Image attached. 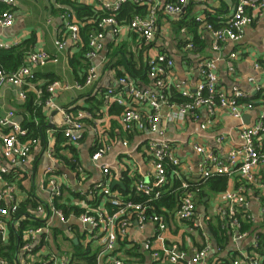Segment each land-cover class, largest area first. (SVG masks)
<instances>
[{
  "label": "crops",
  "instance_id": "obj_1",
  "mask_svg": "<svg viewBox=\"0 0 264 264\" xmlns=\"http://www.w3.org/2000/svg\"><path fill=\"white\" fill-rule=\"evenodd\" d=\"M15 1L16 5L12 9L14 22L9 27L0 26V39L21 43L23 40L33 38L34 43L31 45L30 51L44 49L58 58L57 62H47L33 68L37 78L35 81H30L27 90L36 93L38 96L40 86L45 81L56 79L69 84L77 81L79 71L78 73L74 72L68 63L69 57L75 52V49L74 45L69 42L63 13L58 11L62 5L56 0ZM164 1L158 0L160 4ZM125 2L134 3L129 0ZM189 4L192 5L190 14L195 20L197 16L205 17V9L214 11L218 19L225 20L233 12L235 0H189L185 8ZM182 17L183 13L178 17H172L168 14L164 16L159 11L154 39L150 42H145L137 33L125 27V24H122L124 27L117 36L113 35L111 27L107 26L104 32L102 51L95 59H90L91 62L98 64L100 70V78L96 84L82 90H65L54 97L57 106L66 109L64 107L67 105V108L73 112H71L72 114H80L83 130L79 142L75 145H69L58 141L60 145L56 149L57 138L54 134V128L63 126V117L61 112L50 109L47 112L49 125L45 133L46 142L36 144L32 148L26 164L11 167L5 176L13 182L14 194L18 204L29 194L36 196L41 203L48 200L45 169L54 163L45 152L44 147L47 142L51 143L55 155L58 157L71 158L70 156L76 153L83 172L79 173L76 169L69 168L63 161H57L55 169L62 176L58 179L63 185L59 201L70 208L65 214L61 207H55L62 211L66 221L60 220L56 215L48 216L46 219L48 223H41L42 232L31 241V250L25 252L21 248L22 239H17L13 261H8L2 257L7 264H21L22 258L48 260L51 256L52 258L66 257L73 264H94L95 261L91 263L89 260H96L95 255L99 246L97 241L87 240L90 239V236L86 235L88 226L79 220V216L84 210L81 203L93 204L91 206L111 212L113 208L109 206L105 196L97 193L92 196L90 193L94 185L106 182L119 198L124 201L136 202L127 198L122 191L128 193V196L132 190L137 193L134 188L135 179L146 181L152 179L153 169L147 158L148 153L145 145L148 141L156 138V134L148 130L126 131L119 121L121 111L118 113L112 111L111 105L100 104L99 108L95 105L96 102H101H99L98 93L93 92V89L116 86L117 83L116 71L109 68L107 63L109 58L107 52L109 49L112 51V44H124L134 53L142 50L140 54L144 61L156 53L169 56L173 60V66L169 72L170 80L168 83L170 81L181 82L189 89H193L200 80L197 71L198 62L207 57H218L219 85L226 90L237 85L243 91L250 93V100L255 102L253 109L243 112L242 123L251 125L262 119L264 103L259 98V93L254 90L255 83L260 82L262 77L260 72L255 69L254 63L261 61L264 54V17L245 27L238 41H226L219 51L212 50L211 34L201 25L195 32L188 31L185 26L174 31L173 22ZM56 37L66 41L64 49L60 52L54 45ZM195 37L197 47L184 49L186 42H192ZM197 38L199 43H197ZM234 50H238L239 56L232 63L235 72L230 73L228 55ZM139 86L142 88L151 87L150 78L147 76L145 82ZM90 89L94 96L85 99L80 95V93ZM18 90L17 87L9 84L0 88V117L7 111H14L16 119L22 120L20 105L25 99L19 98ZM141 110L144 112L148 110V107L143 105ZM168 112L169 109L163 107L161 111V125L164 127L163 137L175 145L177 156L181 160V173L170 177L168 189L178 183L184 188V183L200 180L196 168L201 155L196 152L195 144L202 145L205 149L212 150L222 156L226 155L231 148L237 146L241 141L238 133L239 120L227 113H218L215 117L216 123L212 127L201 129L199 125L206 118L203 110L199 120L186 117L182 121H179L174 115H169ZM219 135H222L223 138L218 139ZM101 144H107V150L101 158L93 160L92 154ZM104 165L109 166L107 174L102 172ZM124 175L129 178L128 183L124 181L122 177ZM225 177H227V186L222 191L234 189L243 182L238 173L225 175ZM257 177V187L246 190L247 209L253 215L255 226L260 227L258 228L260 232H264L263 218L260 217V203L257 199V196L264 198V164L260 165ZM115 179L120 180L125 188L123 189L118 185L112 188L111 183ZM165 191L166 189L162 193ZM222 191H206V194L201 195L200 201L198 197L200 195L192 192L196 212L190 220L183 221L174 215L179 201L172 209L160 206V215L165 222V229L162 231L165 242L169 245H176L180 251L186 253L187 257L194 255L197 249L204 247L208 242L214 250L220 248L215 242L211 227L216 224L215 221L226 217L227 209L217 199L218 194ZM73 207L78 209L77 213L72 209ZM243 208L240 206V209ZM22 218L24 219V216L20 219ZM30 220L35 221L33 218H29ZM20 224L15 223L16 226H20ZM26 224L28 226L23 225L22 231L28 227H33L30 222ZM9 231L7 227L2 234V239L6 238ZM156 231L157 223L151 221H147L143 225H138L136 222L131 223L126 236L118 240L115 255L126 264H156L157 261L153 260L150 251L144 247L146 241L155 238ZM257 232H249L250 234L242 239H235V237L230 236L225 241V246L220 248V257L225 255L227 259H230L241 252L248 251L250 253ZM214 255V251L209 253L206 264L212 262Z\"/></svg>",
  "mask_w": 264,
  "mask_h": 264
},
{
  "label": "built area",
  "instance_id": "obj_2",
  "mask_svg": "<svg viewBox=\"0 0 264 264\" xmlns=\"http://www.w3.org/2000/svg\"><path fill=\"white\" fill-rule=\"evenodd\" d=\"M81 3L90 4L99 11L116 12L119 7L127 0H78ZM134 3L145 5L147 13L144 16L134 15L133 18L125 24V27L137 33L145 42L154 39L155 25L158 19L159 11L178 17L189 0H174L158 2V0H129ZM1 4L7 6L0 12V26L9 27L14 22L13 7L16 5L15 0H0ZM59 5V4H58ZM65 18V28L68 31L69 42L73 45L80 38L79 25L72 12L63 13ZM264 17V0H235L233 12L225 20L223 26L213 28L209 23L204 22L205 17L197 16V22L211 34L212 50L219 51L226 41H238L245 27L251 25L257 19ZM97 31L92 32L88 38L89 50L86 53L89 59H95L103 49L104 32L107 26L111 27L113 35L117 36L121 32L124 25L119 24L115 18V14L110 13L102 16L96 21ZM16 41H3L0 39V48H8ZM66 41L56 37L54 45L57 51H62ZM188 50L193 48L191 41H187L183 47ZM239 56L238 50L232 51L228 58L230 60L229 71L235 72L232 64ZM58 58L50 54L44 49H35L28 52L25 62L16 71L9 74L0 69V88L6 84L17 87L18 96L21 100L26 98L23 86L30 84L29 78L33 75V68L46 64L47 62H57ZM218 57H207L201 59L197 64V71L200 80L193 89H189L181 82L170 80L169 72L173 66V60L163 54L156 53L145 59L147 67V76L150 78L151 87L142 88L137 85L135 79L129 75L120 77L116 86H109L103 91L97 90L98 97L102 98V104L110 106L116 104L122 107L119 114V121L126 131L132 130H148L156 134V138L148 141L146 151L147 158L153 169L152 179L149 181L143 179H135L134 188L137 192L148 196V200H153L162 194V187L167 183V165L172 166L173 175L181 173V160L177 156L175 145L171 141L163 137L164 127L161 125V111L163 107L169 109L168 114L174 115L179 121L190 117L193 120H199L202 110L205 112L206 118L200 123L201 129L212 127L216 123V115L218 113H227L233 118L239 120L238 133L241 139L240 143L231 148L226 155H218L212 150L205 149L202 145L195 144L194 148L201 155L197 164V173L200 180L204 181L214 175H233L238 173L242 179V183L234 189H228L218 194V201L223 204L227 211L226 217L228 224L234 230L232 237L242 239L247 237L249 231H239L240 220L239 215L247 221H253L252 213L247 209L246 190L257 187V173L261 164H264V114L262 119L251 124L242 123V114L245 110L253 109L255 102L250 100V93L243 91L237 85H233L228 90L219 85L218 75ZM255 69L261 74V81L256 82L254 90L259 94H264V54L261 61L254 63ZM100 78L99 66L91 62L88 66L86 74L82 82L75 81L72 84L54 80L47 85L49 97L45 100V106L62 113L63 129L62 135L65 138V144L75 145L82 136L83 122L80 114H72L71 112L57 106L54 97L70 89L82 90L85 87L95 85ZM173 88L181 97L187 98L184 102H170L166 96L165 90ZM259 99V98H258ZM145 105L148 110L144 112L141 107ZM0 126L8 129L6 132H0V233L3 234L10 222V214L15 213L18 208L16 196L14 194L13 184L3 178L11 167L26 164L29 159L30 152L36 144H40L39 138L27 137L23 138L27 131L21 127L20 121L16 119L14 111H7L0 117ZM223 138L219 135L218 139ZM125 144V142H124ZM47 156L52 160L54 165H50L45 169L47 198L44 202H39L33 210L34 219H40L47 224L46 219L50 215H56L60 220L66 221L62 211L57 209L54 199L62 195L61 180L62 177L56 172L57 161L62 159L55 155L53 146L47 142L45 147ZM107 150V144H101L92 154L93 160L101 158ZM71 158L73 156H70ZM68 158V159H71ZM75 160V159H74ZM76 170L82 173L80 163L77 164ZM108 165L102 166V172L107 174ZM184 183V188L187 187ZM90 193L102 195L107 198L109 206L113 208L111 212L99 207L91 206L93 204L81 203L84 209L79 216L82 224L88 226L86 235L90 239L98 242V251L95 255L94 264H126L121 258L115 255L117 242L125 237L131 223L136 222L143 225L147 221L157 223V231L155 238L146 241L144 247L150 251L156 264H206L209 253L214 251V264H220L221 253L220 248L214 250L208 242L204 247L197 249L191 257H187L184 251H180L176 245L167 244L165 242L162 231L165 229L163 217L150 211V205L146 202L124 201L111 190L106 182L98 183L93 186ZM260 203V217L264 214V198L257 196ZM243 206V209H240ZM196 212V204L193 200V193L185 191L179 198V205L175 209L174 215L183 221L190 220ZM43 230V226L28 227L22 231L21 248L28 252L31 250V241L34 240ZM257 235L252 247L257 246ZM232 264H261V256L252 250L241 252L235 255ZM210 262L209 264H213ZM0 264L7 262L0 257ZM21 264H73L66 257H49L48 260L34 259L27 260L22 258Z\"/></svg>",
  "mask_w": 264,
  "mask_h": 264
},
{
  "label": "trees",
  "instance_id": "obj_3",
  "mask_svg": "<svg viewBox=\"0 0 264 264\" xmlns=\"http://www.w3.org/2000/svg\"><path fill=\"white\" fill-rule=\"evenodd\" d=\"M58 3L62 5V8L58 9L60 13H64L67 11H70L73 13L75 19L77 20V23L79 25V35L80 38L74 45V53L69 57L68 63L70 64V67L73 69L74 72L78 73V79L77 81L82 82L83 78L86 74L88 66L91 64L90 59L86 55V53L89 50L88 46V38L89 35L97 31V24L96 21L99 20L102 16H105L107 14L113 13L115 14V18L119 24H126L128 23L134 15H141L144 16L147 13V8L145 5L140 6L137 3H131V2H125L123 3L116 12H109V11H99L95 9L93 6L81 3L78 0H56ZM168 1V0H166ZM174 1V0H169ZM191 6H187L185 10L182 12L183 17L173 22V29L174 31H177L178 29L182 27H186L188 31L198 30L200 27V22H197V20L192 17L191 13ZM6 6L4 4H0V12L4 10ZM162 12V15L166 16L167 13ZM214 11H210V9H205V18L204 22L209 23L213 26V28L221 27L223 26V20L218 19L217 16H215ZM195 39V40H193ZM192 39L193 48L197 47L196 45V37ZM34 39H27L23 40L21 43L14 44L8 48H0V69H2L5 73L9 74L11 72L16 71L21 65L24 64L26 56L28 52H30L31 45H33ZM197 43H199V39L197 38ZM112 51L107 52L108 58V67L113 68L116 71V80H118L120 77H123L125 75H129L131 78L135 79L137 82V85L141 84L142 82H145L147 79V67L146 63L142 58V55L140 52L142 50L137 51L134 53L131 49L126 48L124 44H117L113 45ZM199 49V48H197ZM37 78V74L35 71H33V75L28 80L35 81ZM56 79H51L48 81H45L40 86V92H38V96L36 93L29 92L27 90V85L23 86V89L26 93V98L24 102L20 105L21 110L20 114L22 115V120L20 121L21 127L23 129H26L27 133L23 138L27 137H37L39 138L40 143H44L45 141V133L48 128V121H47V112L50 109H47V106H45V100L49 97V92L47 91V85L54 81ZM96 84V83H95ZM90 87V86H89ZM92 89V87H91ZM85 91L80 93V95L88 99L92 96V90ZM105 88L102 87H96L93 89V92H97V90L103 91ZM166 96L169 99L170 102H184L187 101V98L181 97V95L175 91L173 88L166 89ZM99 98V97H98ZM259 98H261L262 102L264 103V94H259ZM101 103L96 102L95 105L97 108H99V105H102V98L99 99ZM113 108L112 111L119 112L122 111V107L118 106L116 104H113L110 106V108ZM65 110L68 112H72L70 109L67 108V105L64 107ZM73 113V112H72ZM264 122V119H263ZM64 125V124H63ZM62 129L63 126H57L54 128V134L57 138V144L56 149L60 145V143H65V138L62 135ZM8 129H4L2 126H0V132H6ZM59 141V142H58ZM63 143V144H64ZM62 161L71 169H76L77 164L79 162V157L76 153L73 154V157L71 159L60 157ZM75 159V160H74ZM167 183L162 187V190L166 191L160 195V197L147 201L148 196L144 195L140 192H134L132 190L131 194L128 196L126 192L122 191L124 195H126L127 198H130L136 202L144 203L147 201V203L150 205V211L156 212L160 214V206H165L168 209L174 208L178 201L180 196L185 191H191L196 192V195H200L199 201L201 200V195L206 194V191L210 192H217L222 191L227 186V177L225 175H214L209 177L208 179L202 181L199 180L198 182H190L187 183V187L183 188L181 184H175L171 189H168V180L173 175L172 171L173 168L170 165H167ZM124 181L128 183L129 178L127 175L122 176ZM5 180L8 182H12L11 179L7 178L5 175L3 176ZM206 182L205 184H202ZM206 186V188H204ZM129 191V189H128ZM136 191V190H135ZM130 193V192H129ZM61 196H58L54 200V204L58 208H62L64 213L66 214L70 207H67L66 204L59 201ZM39 200L34 195H28L22 202L19 203L18 208L15 213H11L10 216V222L8 225L9 232L5 239H2V234L0 233V257L6 258L8 261H13L14 259V253L16 251L17 246V239H21L22 235V229L23 225L28 226L26 223L30 222L31 226H38L41 225L42 220L40 219H34V215L31 213L36 206L39 204ZM76 213L78 212L77 208H72ZM24 216V219H20ZM29 218H33L35 221L32 222L29 221ZM240 220V228L239 231H249V232H257V246L251 247V250H254L258 256H261V264H264V232H260L258 228L256 227L255 223L253 221H247L243 217L239 215ZM27 221V222H26ZM22 222L20 226H16L15 223ZM263 222H264V214H263ZM216 224H214L211 227L212 234L215 237V242L218 247L222 249L223 246L226 244V240L232 235L233 229L228 224L227 218L218 219L215 221ZM95 260L91 259L89 262L94 263ZM220 264H232V259H227V257L221 256V262Z\"/></svg>",
  "mask_w": 264,
  "mask_h": 264
},
{
  "label": "water",
  "instance_id": "obj_4",
  "mask_svg": "<svg viewBox=\"0 0 264 264\" xmlns=\"http://www.w3.org/2000/svg\"><path fill=\"white\" fill-rule=\"evenodd\" d=\"M246 118V117H245ZM120 186L121 188H125L124 184L120 181V180H113L112 183H111V187L113 188L114 186Z\"/></svg>",
  "mask_w": 264,
  "mask_h": 264
}]
</instances>
